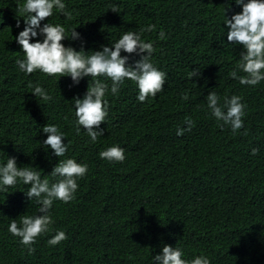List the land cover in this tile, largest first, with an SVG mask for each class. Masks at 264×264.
I'll return each mask as SVG.
<instances>
[{
	"label": "trees",
	"instance_id": "obj_1",
	"mask_svg": "<svg viewBox=\"0 0 264 264\" xmlns=\"http://www.w3.org/2000/svg\"><path fill=\"white\" fill-rule=\"evenodd\" d=\"M14 4L17 0H0V9ZM65 4L70 17L54 9L41 24L75 27L85 40L62 43L76 49H99L125 31L154 25L142 39L153 41L152 60L166 73L165 84L144 101L137 99L135 82L127 79L116 95L106 93L103 136L92 142L83 128L75 131L71 101L91 85V78L72 84L66 75L56 79L39 70L19 71L14 59L22 51L14 37L24 25L11 27L12 9L6 13L0 28V158L15 156L22 167L32 164L42 169L41 178L66 157L86 163L88 170L70 201H53V223L36 237L32 251L8 231V224L37 214L39 205L27 200L23 191L28 185L22 182L0 191V264H151V255L170 243L189 260L203 254L210 264H264V80L253 86L229 75L241 46L227 41L222 22L223 9L232 14L239 5L234 0ZM161 30L165 39L158 37ZM185 44L201 46L185 50ZM127 55L128 63L138 59ZM193 68L199 75L190 78ZM97 79L111 84L105 77ZM37 83L50 93V101L31 93ZM211 91L242 97L246 107L240 129L222 128L211 116L206 106ZM186 118L194 122L191 130L177 135ZM47 123L65 133L64 157L41 148L47 134L40 129ZM112 144L124 148L122 162L98 155ZM252 148L258 151L252 154ZM58 229L66 239L49 245Z\"/></svg>",
	"mask_w": 264,
	"mask_h": 264
},
{
	"label": "clouds",
	"instance_id": "obj_2",
	"mask_svg": "<svg viewBox=\"0 0 264 264\" xmlns=\"http://www.w3.org/2000/svg\"><path fill=\"white\" fill-rule=\"evenodd\" d=\"M234 3L239 5L240 10L225 15L223 9L222 19L227 41L241 46L240 58L229 75L241 84L255 86L264 80V0H234ZM10 9V26L16 23L19 28L21 22L24 25L14 37L22 51L16 52L14 59L19 71L30 74L39 70L56 79L66 75L72 84L79 83L84 77H88V81L91 78V85L87 83L82 95L73 96L71 101L75 131L79 134L83 128L92 142L103 136L101 122L105 121L108 113L106 93L116 95L126 79L135 82L139 101L154 97L162 90L166 73L152 60L153 41L142 39V34L151 31L154 25L142 26L137 31H125L112 43L85 51L82 46L76 49L62 43L65 39L85 40L79 38L80 34L75 27L66 29L60 23L47 21L41 24L46 17L52 16L54 9L70 17L71 12L66 8L65 0H17V4L0 9V28L2 19L7 22L6 13ZM112 10L116 11L115 8ZM158 37L165 39L163 30L158 33ZM198 46L201 45L185 44L182 47L188 50ZM122 50L126 55H121ZM127 54H135L138 59L128 63L130 57ZM237 70L245 74L238 75ZM193 75L198 76L199 70L193 68L189 73L190 78ZM101 76L110 79L111 84L97 79ZM31 93L42 101L52 99L50 93L38 83L31 87ZM206 106L220 127L229 126L233 132L242 127L246 105L240 95L221 97L215 91L207 92ZM193 123L191 118H186L184 127L176 128V134L190 131ZM40 131L47 134L40 141L41 148H50L51 155L64 157L68 149L65 133L55 123L44 124ZM257 151V148L251 149L252 154ZM98 155L107 161L122 162L125 159L124 148L118 144L100 150ZM25 165L18 166L15 156L5 155L0 158V191H7L8 186L22 182L28 185L27 190L23 191L27 200H33L39 205L37 214L21 215L19 224L15 219L8 224V231L19 237V242L29 246L28 250L32 251L30 246L36 237L48 232L53 223L49 214L53 201H70L78 188V179L86 174L88 166L72 157H66L57 160L48 175L41 178L42 169L32 164ZM49 176L57 179L50 182ZM64 239L65 232L58 229L50 236L48 244L56 245ZM170 244H163L158 253L151 255V264H210L209 258L203 254L195 255L190 260L185 259L182 249L176 244L177 247Z\"/></svg>",
	"mask_w": 264,
	"mask_h": 264
}]
</instances>
